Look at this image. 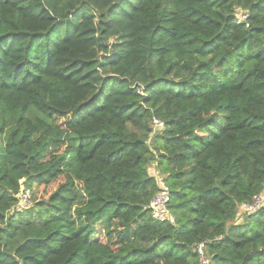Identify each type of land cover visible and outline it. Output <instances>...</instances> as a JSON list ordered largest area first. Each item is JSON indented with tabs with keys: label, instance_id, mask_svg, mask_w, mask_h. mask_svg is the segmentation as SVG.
<instances>
[{
	"label": "trees",
	"instance_id": "obj_1",
	"mask_svg": "<svg viewBox=\"0 0 264 264\" xmlns=\"http://www.w3.org/2000/svg\"><path fill=\"white\" fill-rule=\"evenodd\" d=\"M261 193L264 0H0V264H264Z\"/></svg>",
	"mask_w": 264,
	"mask_h": 264
},
{
	"label": "built area",
	"instance_id": "obj_2",
	"mask_svg": "<svg viewBox=\"0 0 264 264\" xmlns=\"http://www.w3.org/2000/svg\"><path fill=\"white\" fill-rule=\"evenodd\" d=\"M246 19H247L246 12L237 11L236 14L237 23L245 22ZM137 93L141 94L142 90L138 88ZM153 124L154 127H162V123L158 120H154ZM157 182H158V190L148 205V209L150 210L151 217L153 220L157 222L174 223V218L168 209L169 188L160 177L157 178ZM17 197H18V207L20 210L27 208L29 206L31 195L28 190H25L23 187H21ZM263 207H264V193H261L255 196L251 200V202L243 203L241 205V210L244 214H251L260 210ZM199 254H200L201 264H208V261L203 256L201 246H199Z\"/></svg>",
	"mask_w": 264,
	"mask_h": 264
},
{
	"label": "rangeland",
	"instance_id": "obj_3",
	"mask_svg": "<svg viewBox=\"0 0 264 264\" xmlns=\"http://www.w3.org/2000/svg\"><path fill=\"white\" fill-rule=\"evenodd\" d=\"M162 176H160V178H161ZM162 179V178H161ZM53 188H54V185H52V186H49V187H47V188H45V189H43V188H38V189H36V192H35V195L37 196V197H43V198H45L52 190H53ZM244 216V215H243ZM239 220H241V219H239Z\"/></svg>",
	"mask_w": 264,
	"mask_h": 264
},
{
	"label": "water",
	"instance_id": "obj_4",
	"mask_svg": "<svg viewBox=\"0 0 264 264\" xmlns=\"http://www.w3.org/2000/svg\"><path fill=\"white\" fill-rule=\"evenodd\" d=\"M20 264H21V262H20Z\"/></svg>",
	"mask_w": 264,
	"mask_h": 264
}]
</instances>
